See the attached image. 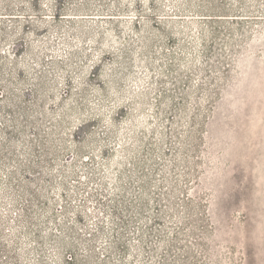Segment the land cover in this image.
<instances>
[{"label":"rangeland","instance_id":"1","mask_svg":"<svg viewBox=\"0 0 264 264\" xmlns=\"http://www.w3.org/2000/svg\"><path fill=\"white\" fill-rule=\"evenodd\" d=\"M0 264H264V0H0Z\"/></svg>","mask_w":264,"mask_h":264}]
</instances>
